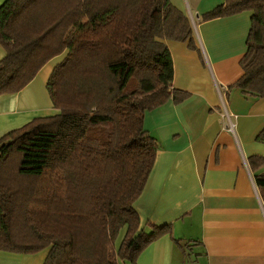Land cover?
I'll list each match as a JSON object with an SVG mask.
<instances>
[{
    "label": "trees",
    "instance_id": "obj_1",
    "mask_svg": "<svg viewBox=\"0 0 264 264\" xmlns=\"http://www.w3.org/2000/svg\"><path fill=\"white\" fill-rule=\"evenodd\" d=\"M243 11L251 12L250 30L231 87L262 97L264 0H224L199 20ZM193 39L189 16L170 0L0 4V95L64 55L46 81L57 113L0 136V251L46 250L42 264H135L167 233L169 225L144 230L134 206L160 147L143 118L186 97L173 87L167 41L194 47ZM255 140L264 145V128ZM248 162L256 171L264 156ZM254 182L264 190V172Z\"/></svg>",
    "mask_w": 264,
    "mask_h": 264
},
{
    "label": "crops",
    "instance_id": "obj_2",
    "mask_svg": "<svg viewBox=\"0 0 264 264\" xmlns=\"http://www.w3.org/2000/svg\"><path fill=\"white\" fill-rule=\"evenodd\" d=\"M170 1L190 13L194 47L167 41L173 87L187 95L144 114L143 125L160 147L134 206L144 230H169L135 264H264V190L254 182L264 166L255 171L248 162L264 156L255 140L264 128V96L231 87L242 75L251 12L200 21L224 0ZM4 53L0 45V60ZM61 58L49 60L18 92L0 95V136L54 112L46 81ZM223 109L236 115L233 134L224 128ZM45 256L46 250L0 251V264H42Z\"/></svg>",
    "mask_w": 264,
    "mask_h": 264
},
{
    "label": "built area",
    "instance_id": "obj_3",
    "mask_svg": "<svg viewBox=\"0 0 264 264\" xmlns=\"http://www.w3.org/2000/svg\"><path fill=\"white\" fill-rule=\"evenodd\" d=\"M189 18L193 22V19H192L190 13H189ZM222 116L224 119L225 130L233 134L235 131L234 119L236 118V115L226 111L225 109H223Z\"/></svg>",
    "mask_w": 264,
    "mask_h": 264
},
{
    "label": "rangeland",
    "instance_id": "obj_4",
    "mask_svg": "<svg viewBox=\"0 0 264 264\" xmlns=\"http://www.w3.org/2000/svg\"><path fill=\"white\" fill-rule=\"evenodd\" d=\"M64 57V55H62V58ZM57 110L55 109L54 110V112H52L50 115H53L54 113H57L56 112ZM122 231L120 232V234H119V236H118V238H117V240L115 241V243H116V246L120 243V239L122 238ZM187 243H189L190 244V242H187ZM191 244H193V242H191ZM194 248H197L196 247V245H195V247ZM124 264V263H123Z\"/></svg>",
    "mask_w": 264,
    "mask_h": 264
}]
</instances>
